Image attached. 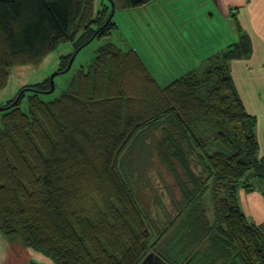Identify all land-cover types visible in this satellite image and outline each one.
Instances as JSON below:
<instances>
[{
  "label": "trees",
  "instance_id": "trees-1",
  "mask_svg": "<svg viewBox=\"0 0 264 264\" xmlns=\"http://www.w3.org/2000/svg\"><path fill=\"white\" fill-rule=\"evenodd\" d=\"M94 1L0 0V92L9 70L40 65L62 43L77 54L94 39L110 38L115 0H101L96 13ZM116 1L129 10L155 0ZM235 26L236 43L165 87L134 49L108 43L59 98L39 99L51 89L49 78L0 107L6 239L19 238L56 264H141L166 232L150 233L137 190L148 184L150 170L163 167L179 195L169 193L179 222L172 235L179 250L171 251L183 254L179 264H264V235L237 199L247 173L264 177V159L256 118L230 74V62L251 56L249 37ZM72 56L61 59L57 72ZM215 144L224 151L208 149ZM208 183L213 224L201 205ZM241 189L264 198L246 183Z\"/></svg>",
  "mask_w": 264,
  "mask_h": 264
},
{
  "label": "rangeland",
  "instance_id": "rangeland-1",
  "mask_svg": "<svg viewBox=\"0 0 264 264\" xmlns=\"http://www.w3.org/2000/svg\"><path fill=\"white\" fill-rule=\"evenodd\" d=\"M168 1L171 4L166 9L160 6L158 7L157 4L164 2V0H161L159 3L153 1L143 7L122 10L115 0L116 7L112 22L117 26V30L113 32L110 38L102 40L94 39L77 52V54L74 53L75 50L71 43H62L40 65L36 67L20 66L9 70L7 85L0 92V107L5 106L15 97L16 99L19 98L18 95L24 87L40 84L49 79L53 74L57 73V70L60 68L61 59L73 55V60L70 59V61L72 60L70 69L65 73L58 74L54 78L53 92L39 95V99L46 103L59 98L67 90L77 71L81 68H88L94 60L98 49L108 43L134 49L148 67L152 77L161 87L167 86L182 75L181 70L185 69L188 61L194 57L193 52L198 54L200 51L204 55H208V43L210 41L212 44L214 41L215 45L220 44L225 46V43H221L224 40L222 33L227 34L226 30H228V27L225 26L226 24L220 17L214 20L203 17L197 18L196 13L199 10L195 11L191 9V6L195 4H186L183 6L186 1L166 0V3ZM104 3L110 6L109 3ZM173 7L177 9V13L172 11L170 14H167ZM101 9L102 1L95 0V13ZM175 14H178L179 17H176L174 20ZM213 53L209 55L213 56ZM174 54H177V60H172ZM155 59H157L156 63L159 66L156 65ZM168 61L174 66L166 65L163 67L161 62ZM26 98L21 105V109L24 112H27ZM1 116L2 114L0 113V128ZM208 149L224 151L223 146L219 145L218 147L216 144L209 145ZM158 172L162 174L163 179L158 177ZM158 172L156 170H150L148 172L150 179L148 184L144 188H138L137 193L144 205V213L150 233L156 236L161 231L166 232V235L159 243L162 254L173 263L179 264L183 259V254L179 251L173 252L177 244L172 236L179 222H177L176 205L169 193L174 192L176 198L179 195L174 186L175 181L166 168L162 167ZM254 172L250 171L247 173L238 183V188H241L243 183H246L264 191V177L261 179L257 178L253 176ZM207 186L208 188L201 198V205L206 212L207 220L210 224H213L214 212L211 201L212 184L208 183ZM171 223L174 224L172 225ZM166 240L168 241L165 243ZM171 249L173 250L171 251ZM0 264L56 263L43 253L23 246L21 239H6L0 232Z\"/></svg>",
  "mask_w": 264,
  "mask_h": 264
},
{
  "label": "crops",
  "instance_id": "crops-1",
  "mask_svg": "<svg viewBox=\"0 0 264 264\" xmlns=\"http://www.w3.org/2000/svg\"><path fill=\"white\" fill-rule=\"evenodd\" d=\"M161 0H155L159 3ZM186 4H195L191 6L192 10L198 11L196 17L214 20L220 17L228 27L225 34L222 33L224 40L216 44L210 41L208 55L193 52L194 57L188 61L187 67L181 70L185 74L201 65V63L212 55V52L219 53L231 44L238 41L239 33L236 30L235 23L238 24L241 32L247 34L251 44V56L247 60H238L230 62V74L235 88L241 98L246 112L255 117L257 125L255 135L259 146V156L264 159V0H182ZM154 3V4H155ZM153 4V5H154ZM170 1L166 0L158 7L168 8ZM148 5V4H147ZM176 12L173 7L171 12ZM179 17L175 14L174 20ZM227 29V28H226ZM219 39V38H218ZM218 42H220L218 40ZM211 53V55H209ZM175 56V57H174ZM172 60H177V54H174ZM207 56V57H205ZM170 60V59H168ZM171 60V61H172ZM157 59H155L156 63ZM163 67L174 65L168 62H161ZM157 66H159L156 63ZM237 199L241 211L246 219L255 225L264 235V198L257 191H245L239 189Z\"/></svg>",
  "mask_w": 264,
  "mask_h": 264
},
{
  "label": "flooded vegetation",
  "instance_id": "flooded-vegetation-1",
  "mask_svg": "<svg viewBox=\"0 0 264 264\" xmlns=\"http://www.w3.org/2000/svg\"><path fill=\"white\" fill-rule=\"evenodd\" d=\"M160 247H161V245L159 243L154 244L153 246H151V249H150V251H149V253L147 255L154 254L155 256H157L158 258H160L161 260H158V259H156V258H154V257L151 256L150 257L151 259L147 263H145V264H162V263L163 264H175L173 262L164 260L162 258L163 255H162V253L160 251Z\"/></svg>",
  "mask_w": 264,
  "mask_h": 264
},
{
  "label": "water",
  "instance_id": "water-1",
  "mask_svg": "<svg viewBox=\"0 0 264 264\" xmlns=\"http://www.w3.org/2000/svg\"><path fill=\"white\" fill-rule=\"evenodd\" d=\"M71 59H72V58H71ZM72 60H73V59H72ZM72 60L69 62V64H68L66 70H65L63 73L67 72V71L70 69V66H71ZM58 74H60V73L57 72V73L53 74V75L50 77V85H51V89H50V91L47 92V94L53 92V90H54V82H53V81H54V78H55ZM151 256L154 257V258H156V259H158V260H161L160 258H158L157 256H155L154 254H149V255H147V256L145 257V259L143 260V262H142L141 264H145V263H147V262L151 259V258H150ZM162 264H163V263H162Z\"/></svg>",
  "mask_w": 264,
  "mask_h": 264
}]
</instances>
